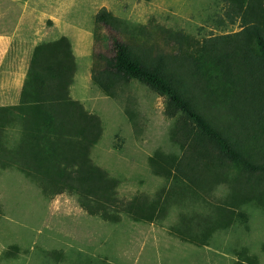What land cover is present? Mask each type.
Instances as JSON below:
<instances>
[{
	"label": "rangeland",
	"instance_id": "obj_1",
	"mask_svg": "<svg viewBox=\"0 0 264 264\" xmlns=\"http://www.w3.org/2000/svg\"><path fill=\"white\" fill-rule=\"evenodd\" d=\"M9 1L0 0L6 17ZM249 1L264 11V0ZM20 8V29L11 47L19 68L27 76L36 46L67 38L77 66L71 98L102 122V138L91 151L93 163L118 180L120 201L147 198L149 203L161 202L168 212L153 222L124 216L111 223L91 215L68 192L46 191L16 167L0 166V264H235L247 258L264 264L261 203L241 200L247 220L216 232L205 246L182 240L173 232L174 228L190 231L197 215L235 196L231 183L236 172L218 176L210 171H186L170 180L156 175L150 161L156 153L182 156L170 138L175 119L165 114L167 98L137 81L122 85L109 97L92 79L94 55L102 52L111 57V30L95 22L101 10L132 27H147L150 44L159 42L170 51L158 31L183 32L200 42L215 37L228 42L243 30V15L233 12L235 4L231 0H22ZM20 8L9 19L17 21ZM139 39L145 42L147 36ZM26 76L12 81L20 85L18 91L10 88L1 94L0 89V107L19 103ZM0 83L6 84V78L1 76ZM196 84L212 117L223 122L238 118L232 101L239 102V94L219 98L199 80ZM260 111L252 107L250 113L257 116ZM17 133L9 129L8 142L18 139Z\"/></svg>",
	"mask_w": 264,
	"mask_h": 264
},
{
	"label": "trees",
	"instance_id": "obj_2",
	"mask_svg": "<svg viewBox=\"0 0 264 264\" xmlns=\"http://www.w3.org/2000/svg\"><path fill=\"white\" fill-rule=\"evenodd\" d=\"M231 1L233 12L243 15L240 33L228 42L220 37L200 42L183 32L158 31L170 51L159 42L151 45L145 26L132 27L104 9L95 17L98 26L111 30V57L94 55V84L114 97L119 87L137 81L166 97L165 114L175 119L170 138L182 156L156 153L150 160L153 172L167 180L186 171L236 172L231 183L235 196L197 215L190 231L173 229L198 246L237 220H247L241 200L264 205V11L252 0ZM76 67L67 38L34 48L19 103L0 107V166L16 167L46 191L68 192L91 215L111 223L124 216L149 222L164 218L168 209L161 202L120 201L118 180L93 163L91 151L103 127L99 117L71 98ZM197 80L219 98L239 94L240 101H232L238 118L223 122L212 117ZM252 107L261 108L257 116L250 113ZM9 129L20 137L8 142ZM235 264L258 262L247 258Z\"/></svg>",
	"mask_w": 264,
	"mask_h": 264
},
{
	"label": "crops",
	"instance_id": "obj_3",
	"mask_svg": "<svg viewBox=\"0 0 264 264\" xmlns=\"http://www.w3.org/2000/svg\"><path fill=\"white\" fill-rule=\"evenodd\" d=\"M11 2V6L8 5L9 13L7 17L3 14V12L0 11V77L2 76L3 78H6V84L0 83V89L3 90L1 94H3L4 90H8L10 88H16L14 91H18V87H20V85H13L12 81L18 78L22 81L26 76L23 68H19V65H17L18 61L16 60V58H14V53H11V47L15 42V38L18 36L17 33L20 29V7L22 6V0H11ZM16 7L20 8V15L19 17H17V21L16 19L12 21L11 19H9V17L15 16L14 11ZM10 58L11 61H9L8 64L14 63V66L7 67L8 64L4 65V63L10 60ZM5 66L7 68H5Z\"/></svg>",
	"mask_w": 264,
	"mask_h": 264
}]
</instances>
